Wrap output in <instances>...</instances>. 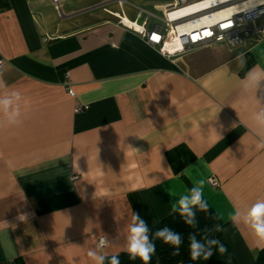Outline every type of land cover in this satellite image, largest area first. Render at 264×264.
I'll use <instances>...</instances> for the list:
<instances>
[{
  "label": "crops",
  "instance_id": "1",
  "mask_svg": "<svg viewBox=\"0 0 264 264\" xmlns=\"http://www.w3.org/2000/svg\"><path fill=\"white\" fill-rule=\"evenodd\" d=\"M67 1L0 0V98L20 95L19 123L0 110V264H95L87 253L104 235L103 254L127 253L132 212L152 230L200 180L227 252L180 264H254L264 248L231 215L264 200L252 119L264 82L255 97L240 90L249 69L264 68V41L167 59L117 26L109 13L119 12L63 14ZM182 145L194 160L175 174L166 153Z\"/></svg>",
  "mask_w": 264,
  "mask_h": 264
},
{
  "label": "clouds",
  "instance_id": "2",
  "mask_svg": "<svg viewBox=\"0 0 264 264\" xmlns=\"http://www.w3.org/2000/svg\"><path fill=\"white\" fill-rule=\"evenodd\" d=\"M260 2L264 3V0H260ZM235 59L238 66L244 68L246 64L244 53H240ZM261 82H264V68L254 66L248 70L240 81L241 93L243 95L251 93L255 97L257 89L261 88ZM19 100V93H11L0 98V110L5 112L9 123L17 124L20 122L18 106L14 107ZM256 102L258 107L252 117L256 134L259 137L256 147L264 149V104L258 99H256ZM203 185L204 181L200 180L188 190L187 194L180 195L178 199L171 203V211L178 214L186 225L193 228H196L198 224L196 219L197 211L207 212L209 208L208 202L203 195ZM217 218L219 219V217ZM19 219L25 220L26 217L21 215ZM231 220L234 224L243 221L252 231L257 246L264 248V200H257L256 203L248 208L241 209L237 207L231 215ZM212 231L220 232L223 231V228L220 224H217L212 229H205L204 235L199 239L197 234H189V252L193 261L201 258L209 260L214 255V249L221 255L227 252V248L219 239L209 235ZM5 239L10 244L8 233L5 234ZM155 240H160L164 244L172 246L174 248L172 255H179L180 247L183 243L180 233L169 227H163L152 233L148 222L138 213L132 212L126 241V251L129 259H139L142 264H149L152 255L156 251ZM109 244V238L104 235L96 247L88 250L87 254L93 259L95 264H121L118 255L107 256L101 251ZM5 259L10 262L14 261V253L5 250Z\"/></svg>",
  "mask_w": 264,
  "mask_h": 264
},
{
  "label": "built area",
  "instance_id": "3",
  "mask_svg": "<svg viewBox=\"0 0 264 264\" xmlns=\"http://www.w3.org/2000/svg\"><path fill=\"white\" fill-rule=\"evenodd\" d=\"M52 1L58 3L61 0ZM245 1L175 0L163 17L132 5L130 7L135 9L133 19H129L123 10L109 14L115 18L117 26L138 35L163 57L171 59L216 44L236 47L246 41H264V3L245 7ZM126 3V0H119L120 6ZM4 67L5 62L0 57V75ZM64 89L69 96H74L68 80ZM86 109V106H78L75 112ZM208 184L212 188L220 186L216 178L208 179Z\"/></svg>",
  "mask_w": 264,
  "mask_h": 264
},
{
  "label": "trees",
  "instance_id": "4",
  "mask_svg": "<svg viewBox=\"0 0 264 264\" xmlns=\"http://www.w3.org/2000/svg\"><path fill=\"white\" fill-rule=\"evenodd\" d=\"M166 158L175 174H180L194 160L191 152L183 145L168 151L166 153ZM196 219L198 222L196 228L186 225L183 219L176 213L170 214L168 217L156 224V226L151 230L152 233L163 227H169L181 234L183 243L180 247L179 255H172L174 251L172 246L164 244L160 240H155L156 251L152 255L149 264H180L182 262L192 260L189 252V234L195 233L199 239L204 235L205 229H212L215 225L220 224V220L217 218L210 206L207 212L197 211ZM209 235L214 237L215 232L212 231ZM118 256L121 264H142V261L139 259H129L127 253H121ZM16 264L25 263L22 260H17ZM254 264H264V249H261L257 253Z\"/></svg>",
  "mask_w": 264,
  "mask_h": 264
},
{
  "label": "rangeland",
  "instance_id": "5",
  "mask_svg": "<svg viewBox=\"0 0 264 264\" xmlns=\"http://www.w3.org/2000/svg\"><path fill=\"white\" fill-rule=\"evenodd\" d=\"M127 3L123 5L122 10L125 11V14L129 19H133L135 16V10L130 7V5L143 9L156 17H163L166 10L171 9L175 3V0H126ZM61 12L63 14L66 13L69 6L77 9H88L91 8L90 12H88L87 16H105L103 9H107L110 11H116L120 13V9L118 7V0H68L66 3H61ZM56 12L60 16V12L58 9ZM84 15V16H86ZM81 18V17H80ZM82 18H84L82 16ZM81 21V20H80Z\"/></svg>",
  "mask_w": 264,
  "mask_h": 264
},
{
  "label": "bare ground",
  "instance_id": "6",
  "mask_svg": "<svg viewBox=\"0 0 264 264\" xmlns=\"http://www.w3.org/2000/svg\"><path fill=\"white\" fill-rule=\"evenodd\" d=\"M259 3H261L260 0H246L245 7L255 6Z\"/></svg>",
  "mask_w": 264,
  "mask_h": 264
}]
</instances>
